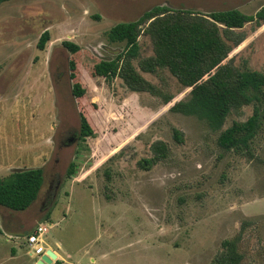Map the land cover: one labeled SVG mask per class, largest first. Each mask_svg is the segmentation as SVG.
<instances>
[{"label": "rangeland", "instance_id": "1", "mask_svg": "<svg viewBox=\"0 0 264 264\" xmlns=\"http://www.w3.org/2000/svg\"><path fill=\"white\" fill-rule=\"evenodd\" d=\"M156 5L200 13L236 8L251 15L264 0H11L0 6V178L27 168L41 167L45 174L28 210L0 206V264H32L26 237L42 218L52 225L47 245L62 243L67 263L61 264H213L223 242L233 239L241 264H264V105L251 150L227 152L218 145L220 132L246 121L253 106L213 131L205 121L170 111L190 89L167 72L164 80L144 76L175 96L169 105L132 91L120 78L90 76L94 64L125 50V43L109 40L111 28ZM45 31L50 41L41 51ZM238 31L246 40L229 58L264 73V25ZM140 40V58L153 56L151 38ZM64 41L81 47L74 60L85 98L96 104L90 107L95 135L84 139L85 109L73 96L72 54ZM175 130L183 133L181 143ZM158 140L169 144L170 158L141 169L138 162L153 156ZM72 162L77 171L68 178Z\"/></svg>", "mask_w": 264, "mask_h": 264}, {"label": "trees", "instance_id": "2", "mask_svg": "<svg viewBox=\"0 0 264 264\" xmlns=\"http://www.w3.org/2000/svg\"><path fill=\"white\" fill-rule=\"evenodd\" d=\"M9 1L0 0V6ZM249 23L264 25V6L249 15L236 8L200 13L156 5L138 19L117 23L111 28L109 40L125 43V50L113 59L94 64L90 76L108 82L120 78L132 91L148 93L169 105L175 96L165 93L144 76V73L152 74L164 80L163 73L167 72L190 89L188 99L175 102L170 111L205 121L213 131H221L232 113L253 106V114L246 121H235L218 137V145L227 152L249 151L263 125L264 73L241 68L235 64V58H229L246 40L245 34L238 30ZM143 35L151 38L154 48L153 56L147 58H140ZM49 41L50 32L45 31L38 49L44 51ZM63 47L72 54L69 67L70 79L74 82L73 96L85 109L80 113V137H92L95 127L90 107L96 104L86 100L87 88L74 60L81 47L71 41H64ZM136 60H139L138 65L134 64ZM174 136L180 143L183 141V133L179 130L174 131ZM151 150L152 157L138 162V166L146 171L171 156V148L163 140L154 142ZM76 171L77 165L72 162L67 171L68 178ZM106 175L110 179L109 171ZM44 183L41 167L19 169L0 178V206L17 212L28 210L39 199ZM242 261L238 240L233 239L223 242V250L213 264H241Z\"/></svg>", "mask_w": 264, "mask_h": 264}, {"label": "built area", "instance_id": "3", "mask_svg": "<svg viewBox=\"0 0 264 264\" xmlns=\"http://www.w3.org/2000/svg\"><path fill=\"white\" fill-rule=\"evenodd\" d=\"M51 227V224L39 223L26 237V245L29 247L31 255L38 260H41L43 255H47V250H52L56 253L46 242V236L49 234Z\"/></svg>", "mask_w": 264, "mask_h": 264}, {"label": "crops", "instance_id": "4", "mask_svg": "<svg viewBox=\"0 0 264 264\" xmlns=\"http://www.w3.org/2000/svg\"><path fill=\"white\" fill-rule=\"evenodd\" d=\"M3 209H5V207L3 208ZM2 209V210H3ZM2 210H0V217L2 218V223H3V225H4V212L2 211ZM43 218L42 219H40V222L38 221L37 222V224L38 223H43ZM47 221V220H46ZM33 230H34V228H33ZM33 230H31V231H33ZM30 231V232H31ZM29 232V233H30ZM28 233V234H29ZM7 236H8V240H12V234H11V232H8L7 231ZM27 236V235H26ZM62 243L60 242V243H58V244H56L55 245V247H52V249H54L55 251H56V255H57V260L56 261H54V264H59V263H57V262H65V263H67V261L65 260V258L62 256V245H61ZM14 249L12 250V256H13V254H14ZM28 256H30L34 261L32 262V264H37V262L39 261L38 259H36L35 257H33L32 255H31V253H30V251H28Z\"/></svg>", "mask_w": 264, "mask_h": 264}, {"label": "water", "instance_id": "5", "mask_svg": "<svg viewBox=\"0 0 264 264\" xmlns=\"http://www.w3.org/2000/svg\"><path fill=\"white\" fill-rule=\"evenodd\" d=\"M56 260L57 255L52 250H47V255H43L37 264H54V261Z\"/></svg>", "mask_w": 264, "mask_h": 264}, {"label": "flooded vegetation", "instance_id": "6", "mask_svg": "<svg viewBox=\"0 0 264 264\" xmlns=\"http://www.w3.org/2000/svg\"><path fill=\"white\" fill-rule=\"evenodd\" d=\"M72 140V141H71ZM74 141V139L73 138H70L69 139V143H72Z\"/></svg>", "mask_w": 264, "mask_h": 264}]
</instances>
